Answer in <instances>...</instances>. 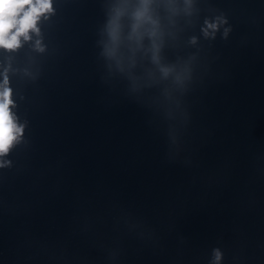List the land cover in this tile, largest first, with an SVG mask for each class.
Listing matches in <instances>:
<instances>
[{
  "label": "water",
  "instance_id": "1",
  "mask_svg": "<svg viewBox=\"0 0 264 264\" xmlns=\"http://www.w3.org/2000/svg\"><path fill=\"white\" fill-rule=\"evenodd\" d=\"M50 3L0 44V264H264V0Z\"/></svg>",
  "mask_w": 264,
  "mask_h": 264
},
{
  "label": "clouds",
  "instance_id": "2",
  "mask_svg": "<svg viewBox=\"0 0 264 264\" xmlns=\"http://www.w3.org/2000/svg\"><path fill=\"white\" fill-rule=\"evenodd\" d=\"M27 5V9L25 8ZM51 8L50 0H0V44L8 48L18 45L17 37L25 35L29 29H35L36 20L40 14L49 11ZM12 28L16 32L10 39L4 37ZM0 154L7 152L15 139L16 129L12 123L11 115L8 112V105L11 103L9 92L6 90L0 94Z\"/></svg>",
  "mask_w": 264,
  "mask_h": 264
}]
</instances>
